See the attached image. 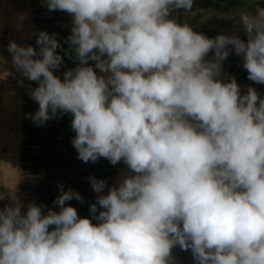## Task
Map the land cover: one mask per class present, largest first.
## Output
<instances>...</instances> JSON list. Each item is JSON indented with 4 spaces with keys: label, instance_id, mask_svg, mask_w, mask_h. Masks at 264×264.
I'll list each match as a JSON object with an SVG mask.
<instances>
[{
    "label": "clouds",
    "instance_id": "1",
    "mask_svg": "<svg viewBox=\"0 0 264 264\" xmlns=\"http://www.w3.org/2000/svg\"><path fill=\"white\" fill-rule=\"evenodd\" d=\"M41 2L70 15L71 32L67 49L45 31L38 50L9 42L13 67L38 85L25 118L71 114L77 158L126 170L111 187L88 177L90 218L62 184L52 207L0 191V264H176L177 246L194 264H264V95L222 72L234 53L264 84V7L240 12L245 40L178 22L194 0ZM58 48L75 62L62 76Z\"/></svg>",
    "mask_w": 264,
    "mask_h": 264
},
{
    "label": "rangeland",
    "instance_id": "2",
    "mask_svg": "<svg viewBox=\"0 0 264 264\" xmlns=\"http://www.w3.org/2000/svg\"><path fill=\"white\" fill-rule=\"evenodd\" d=\"M257 2L264 7V0H194L190 12L181 9L172 15L178 22L188 23L209 38L226 34L246 40L239 15L243 10L254 13ZM71 19L65 12L49 11L41 0H0V191L17 186L16 194L25 205L35 201L38 205L52 207L60 195L58 186L62 184L65 190L71 188L81 194L83 204L75 199L67 203L77 209L79 216L90 218L89 207L96 202L97 194L88 177L106 179L111 187L126 166L122 162L113 166L103 158L96 163L78 159L71 144L75 135L70 127L71 114L58 115L44 126L26 119L25 113L38 109L27 90L38 85L20 75L7 51L10 41L38 50L34 33L39 31L55 33L63 49H67L65 38L71 32ZM57 52L64 56L65 63L56 73L62 76L67 68L75 67V62L61 49ZM222 72L234 77L243 91L251 86L264 95V84L247 79L242 58L234 53L224 61ZM4 203L7 201L0 202V206ZM173 256L176 264H194L190 250L182 251L177 246Z\"/></svg>",
    "mask_w": 264,
    "mask_h": 264
}]
</instances>
